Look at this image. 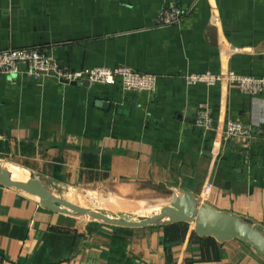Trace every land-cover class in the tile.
Masks as SVG:
<instances>
[{
    "label": "crops",
    "instance_id": "0c3cea01",
    "mask_svg": "<svg viewBox=\"0 0 264 264\" xmlns=\"http://www.w3.org/2000/svg\"><path fill=\"white\" fill-rule=\"evenodd\" d=\"M173 2L187 13L163 25ZM30 45L73 68L128 65L159 79L145 91L0 74V163L12 175L46 177L58 196L109 214L153 215L190 191L264 225V93L185 77L264 75V0H0V49ZM201 107L213 128L197 125ZM229 117L250 133L226 137ZM159 192L162 202L141 199ZM0 264H264V255L190 222L112 225L0 184Z\"/></svg>",
    "mask_w": 264,
    "mask_h": 264
},
{
    "label": "built area",
    "instance_id": "2783aa9c",
    "mask_svg": "<svg viewBox=\"0 0 264 264\" xmlns=\"http://www.w3.org/2000/svg\"><path fill=\"white\" fill-rule=\"evenodd\" d=\"M186 13L185 9L173 2L162 10L160 23H179ZM22 72L34 76L41 73L51 74L68 82L88 80L90 83L100 84L120 83L125 90L155 91L159 79L156 73L137 71L128 65L73 68L49 54L46 48L37 45L0 49V74L18 75ZM185 77L191 84H227L251 96L264 93V75L247 74L235 69L192 72L187 73ZM196 123L206 129L213 128V110L210 107L199 108L196 112ZM223 131L226 137H238L248 135L250 128L239 119L229 117Z\"/></svg>",
    "mask_w": 264,
    "mask_h": 264
},
{
    "label": "water",
    "instance_id": "95a60500",
    "mask_svg": "<svg viewBox=\"0 0 264 264\" xmlns=\"http://www.w3.org/2000/svg\"><path fill=\"white\" fill-rule=\"evenodd\" d=\"M62 81L67 83H83L85 85L90 84L88 80L80 82ZM0 184L16 187L39 197L43 207L58 212L87 215L112 225L140 227L190 222L200 236H211L220 242L238 238L248 242L264 255V225L262 223L255 222L248 216L238 215L209 206L190 191L177 193L169 204L161 208L159 213L132 219L85 207L62 196H58L51 189L52 181L46 177L31 176L27 180L14 178L9 169L2 163H0Z\"/></svg>",
    "mask_w": 264,
    "mask_h": 264
},
{
    "label": "rangeland",
    "instance_id": "374dc122",
    "mask_svg": "<svg viewBox=\"0 0 264 264\" xmlns=\"http://www.w3.org/2000/svg\"><path fill=\"white\" fill-rule=\"evenodd\" d=\"M93 196H94V194H92ZM155 195H159V202H162L161 201V199H162V192L160 193H151V194H149V196H148V194L146 193L145 195H143V197H141V199L142 200H146V199H144L145 198V196H147V198L148 199H151V202H154V201H156V199H157V197L155 196ZM101 196V195H100ZM103 196V195H102ZM102 196H101V198H102ZM161 196V197H160ZM91 199H92V201H93V203H95V199H93V197H90ZM141 199H139V200H141ZM141 200V201H142ZM89 208H92V209H97V210H99L98 208H95V207H89ZM120 216H125V217H129V218H132V219H137V218H139L140 216H142L141 214H139V215H120Z\"/></svg>",
    "mask_w": 264,
    "mask_h": 264
},
{
    "label": "bare ground",
    "instance_id": "6f19581e",
    "mask_svg": "<svg viewBox=\"0 0 264 264\" xmlns=\"http://www.w3.org/2000/svg\"><path fill=\"white\" fill-rule=\"evenodd\" d=\"M14 169H15V170H14V173H13L14 178L19 179V178H20V175L22 176V174H21L19 171H17L16 168H14ZM12 170H13V169H12Z\"/></svg>",
    "mask_w": 264,
    "mask_h": 264
}]
</instances>
